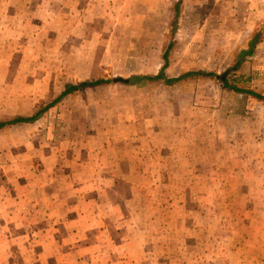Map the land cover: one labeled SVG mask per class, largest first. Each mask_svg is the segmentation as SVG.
Instances as JSON below:
<instances>
[{
	"label": "rangeland",
	"instance_id": "obj_1",
	"mask_svg": "<svg viewBox=\"0 0 264 264\" xmlns=\"http://www.w3.org/2000/svg\"><path fill=\"white\" fill-rule=\"evenodd\" d=\"M235 2L0 0V122L45 108L0 128V213L22 183L115 145L120 175L132 155L130 176L156 183L121 188L125 232L145 236L138 264H264V102L222 82L264 96V59H239L253 36ZM164 64L195 74L130 81Z\"/></svg>",
	"mask_w": 264,
	"mask_h": 264
},
{
	"label": "crops",
	"instance_id": "obj_2",
	"mask_svg": "<svg viewBox=\"0 0 264 264\" xmlns=\"http://www.w3.org/2000/svg\"><path fill=\"white\" fill-rule=\"evenodd\" d=\"M234 6L244 11L249 38L256 36L255 28L264 29V0H236ZM254 50L264 59V38H259ZM105 148L98 162L89 159L56 168L59 173L54 177L28 180L17 193L4 197L0 264H138L136 259L145 254V236L138 241L126 234L131 230L123 226L120 201L125 206L131 200L122 196L121 188L141 184L150 189L156 183L130 176L142 169L132 155L131 172L120 175L122 147L107 144Z\"/></svg>",
	"mask_w": 264,
	"mask_h": 264
},
{
	"label": "trees",
	"instance_id": "obj_3",
	"mask_svg": "<svg viewBox=\"0 0 264 264\" xmlns=\"http://www.w3.org/2000/svg\"><path fill=\"white\" fill-rule=\"evenodd\" d=\"M177 8V5H176ZM256 43V36H253V38H251V40L249 41V45L248 48L244 51H240L239 53V59L242 60V58L245 55H252L253 51H254V45ZM166 57V54H165ZM164 68H165V64L160 68V70L158 71V73L156 75L153 76H133L130 81H133L134 83H139V82H146V81H158L161 80L162 82H164L165 84H173L185 77L194 75L195 72H189V73H185L182 74L178 77H173V78H168L165 76L164 73ZM223 83H225V86L228 87L229 89L236 91V92H240V93H245L248 95H251L259 100H262L264 102V96L261 94H258L256 92H253L249 89H241L236 87V85H229L226 81V78H224L222 80ZM103 83L102 79H95V80H87V81H83L80 83H77L75 85H67L65 87V89L61 92V94L56 98V101L60 100L61 97H63L66 94H69L71 92H74L76 90L79 89H83L86 87H94L97 86L99 84ZM52 104V103H51ZM49 107V106H48ZM45 111V108L35 112L33 115L28 116V117H15L9 121H2L0 122V128H3L6 125H13V124H19V123H31L34 122L35 120H37L41 114Z\"/></svg>",
	"mask_w": 264,
	"mask_h": 264
},
{
	"label": "water",
	"instance_id": "obj_4",
	"mask_svg": "<svg viewBox=\"0 0 264 264\" xmlns=\"http://www.w3.org/2000/svg\"><path fill=\"white\" fill-rule=\"evenodd\" d=\"M113 81L114 82H118V81H120V82H128V80L127 79H122V78H115V79H113Z\"/></svg>",
	"mask_w": 264,
	"mask_h": 264
}]
</instances>
